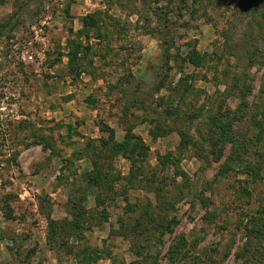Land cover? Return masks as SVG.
<instances>
[{
    "label": "rangeland",
    "instance_id": "rangeland-1",
    "mask_svg": "<svg viewBox=\"0 0 264 264\" xmlns=\"http://www.w3.org/2000/svg\"><path fill=\"white\" fill-rule=\"evenodd\" d=\"M148 3L0 0V264H264V0Z\"/></svg>",
    "mask_w": 264,
    "mask_h": 264
},
{
    "label": "trees",
    "instance_id": "trees-1",
    "mask_svg": "<svg viewBox=\"0 0 264 264\" xmlns=\"http://www.w3.org/2000/svg\"><path fill=\"white\" fill-rule=\"evenodd\" d=\"M181 1H186V0H181ZM197 0H191V2L194 4ZM143 2V6H147V9H149V11L152 13V15L155 17V19L159 22L162 21V18H161V15L160 13L158 12L159 8L158 7H153L151 4L148 3V0H142ZM101 16V13L100 14H89L85 17V22L84 24H86L87 26H90V25H95L97 23V20H98V17ZM180 17H182L180 15ZM12 20H13V17H11V19L4 23V24H0V29L2 28H5V27H8L11 23H12ZM78 57V52L76 51L74 56L71 58V61ZM230 127V124L228 125ZM114 132L113 130H110V140L111 141H114ZM101 198L97 197V204L100 203ZM6 217L7 218H13L12 216V210L9 211V213L6 214ZM50 219V218H49ZM49 223H50V228L52 229L54 227V225L56 224V222L52 219L49 220ZM83 223V220L81 221L78 217L75 218L74 220V223H73V228H74V231H77V232H81V225ZM171 228L170 227H164L163 230H162V233L166 232V231H169Z\"/></svg>",
    "mask_w": 264,
    "mask_h": 264
}]
</instances>
